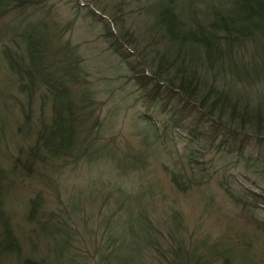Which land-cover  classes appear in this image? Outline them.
I'll return each mask as SVG.
<instances>
[{"label": "trees", "instance_id": "16d2710c", "mask_svg": "<svg viewBox=\"0 0 264 264\" xmlns=\"http://www.w3.org/2000/svg\"><path fill=\"white\" fill-rule=\"evenodd\" d=\"M133 2L148 26L138 38L121 16L104 22L120 62L101 80L51 0H0V259L27 243L20 264H259L250 239L187 244L160 175L208 205L215 187L264 209V0ZM120 78L121 100L134 92L140 108L135 133L119 124Z\"/></svg>", "mask_w": 264, "mask_h": 264}, {"label": "rangeland", "instance_id": "374dc122", "mask_svg": "<svg viewBox=\"0 0 264 264\" xmlns=\"http://www.w3.org/2000/svg\"><path fill=\"white\" fill-rule=\"evenodd\" d=\"M50 4L61 24L72 21L71 30L66 31L65 34L73 44H77L83 51L86 63L95 66V68L98 67L97 65L102 68V73L99 75L101 80L103 75H106L105 79H109L112 69L120 62L119 57L110 49V38L106 40L103 29L104 22L112 26L111 21L121 16L116 20L118 29L122 32H130L138 38L143 36L144 28L148 26V23L144 24L143 17L134 12L133 0H51ZM6 21H9V18ZM123 79L117 80L113 100L125 106L119 119V124H122L125 129L124 133L127 134L130 131L135 133L137 124L136 122L134 124L133 117H135V110L140 108L138 104L135 106L134 92H129L126 95L127 101L121 100L122 96L126 94V89L129 90V87L124 85ZM121 82L122 88H120ZM132 106H134L133 109ZM131 133L122 137L132 140L135 135H131ZM160 178L166 195L164 204L168 205L175 201L179 209L178 214L182 217L181 223L185 230V239L188 240L187 244L206 251L213 242L224 236H227L224 238H230L232 242L236 240L239 244L250 239L249 242L253 247H250L251 251L249 250L248 257L257 258L259 264H264V209L243 210L226 199L220 190L211 186L214 199L208 205L203 202L199 192L178 194L173 192L166 179L161 175ZM18 191L21 192V196L28 194V188L25 186H19ZM48 204L53 205V201L49 200ZM9 205L17 215L16 233L25 242L27 238L31 237L30 225L25 224L22 217L18 216L21 207H17L16 200H13V203H8ZM242 235L244 236L242 237ZM201 239H207L206 243L202 244ZM26 253L27 243L23 245L22 251L20 250L17 256L0 259V264H20ZM242 253L235 251L234 255ZM235 258L237 264H255V261L250 263L247 256L244 257L243 254ZM41 262L44 261L41 260ZM220 263L221 260H215L213 264ZM32 264H39V262L36 261Z\"/></svg>", "mask_w": 264, "mask_h": 264}]
</instances>
